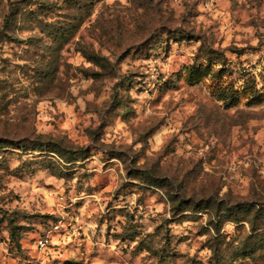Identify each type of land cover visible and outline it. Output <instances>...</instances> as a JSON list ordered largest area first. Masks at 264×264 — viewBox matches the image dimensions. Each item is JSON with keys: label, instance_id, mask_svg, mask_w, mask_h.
I'll use <instances>...</instances> for the list:
<instances>
[{"label": "rangeland", "instance_id": "obj_1", "mask_svg": "<svg viewBox=\"0 0 264 264\" xmlns=\"http://www.w3.org/2000/svg\"><path fill=\"white\" fill-rule=\"evenodd\" d=\"M216 263L264 264V0H0V264Z\"/></svg>", "mask_w": 264, "mask_h": 264}, {"label": "trees", "instance_id": "obj_2", "mask_svg": "<svg viewBox=\"0 0 264 264\" xmlns=\"http://www.w3.org/2000/svg\"><path fill=\"white\" fill-rule=\"evenodd\" d=\"M227 245H230V243H227ZM261 249L260 247H254L252 252H255L257 250ZM252 250V248L247 249L246 247H236L235 249L230 251V258L231 261H237L240 262L244 259V257H246V252ZM221 252L220 249H214V255L217 256L219 255V253ZM217 264V263H216Z\"/></svg>", "mask_w": 264, "mask_h": 264}]
</instances>
